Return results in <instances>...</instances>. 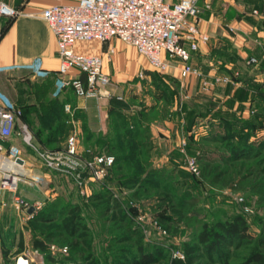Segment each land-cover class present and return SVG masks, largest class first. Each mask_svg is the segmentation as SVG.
Instances as JSON below:
<instances>
[{
  "label": "rangeland",
  "instance_id": "rangeland-1",
  "mask_svg": "<svg viewBox=\"0 0 264 264\" xmlns=\"http://www.w3.org/2000/svg\"><path fill=\"white\" fill-rule=\"evenodd\" d=\"M1 1L13 7L10 0ZM258 4L248 10H208L204 18L206 23L212 18V38L222 42L221 36L225 32L229 37H225L226 40L232 41L239 35L248 44L250 49L244 60L254 57L255 64L238 63L236 58L239 61L241 58L235 48L228 51V58L231 59L234 72L242 73V76L251 79L252 84L264 87V51L257 37L260 34L257 30L264 20V3L259 0ZM110 45L114 47L115 54L107 65L112 75L108 87L109 97L79 98L68 90L60 89L59 80L56 81L52 95L66 96L70 107L64 123L68 134L56 151H61L66 139L75 134L80 157L87 159L99 154L113 156L116 152L110 146L116 143V137L122 136L124 130L141 133L147 129V143H150L147 158L144 157V151L138 149L136 138L122 136V143L118 146L129 150L124 154H129L133 160H117L114 168L109 170L107 179L98 182L84 178L79 185L69 174L46 170L31 149L23 144L18 146L28 158L30 166L40 169L49 183L43 190L45 200L41 207L31 215L28 211L23 212L20 233L0 241V264H16L20 258L26 264H78L80 255L70 248V241L57 229L61 216L59 213L71 206H77L80 210L88 228L91 253L97 264H140L135 248L117 241L122 231L119 224H113L110 220V213L107 214V200L111 202L109 206L112 210L116 202L127 216L130 223L126 220L128 223L124 225L131 226L142 235L143 254L152 256L153 260L141 264H170L174 258L184 260L183 245L197 243L196 237L203 225L214 227L217 222L230 221L235 215L243 217L247 232L254 241L264 239V195L263 188L259 187L264 180V173H261V167L256 166L264 158V107L258 108V105L264 106V98L256 97L252 90L246 95L237 90L225 101L231 105L244 101L247 111L245 118L259 115L255 128H245L252 135L249 142L255 146L257 155L243 153L239 156L241 159L231 162L232 155L225 149V144L208 131L211 127L208 119L194 117L196 112L212 113L221 105L220 99L213 100L218 86L210 92H204L197 86L196 90L188 94L190 79L180 80L170 73L171 68L166 73L150 72L152 69L147 60L133 47L117 39L102 44L94 42L86 47L92 52H104ZM259 46L261 51L256 49ZM220 56H214L217 65L218 61H225ZM41 76L35 73L34 77ZM0 91L14 100L13 91L4 90L2 86ZM237 108L245 110L244 106ZM166 120L176 122L180 143L176 152L173 150L167 154L170 158L167 163L165 161L166 165H162V162L156 163L152 157L151 126ZM123 125L124 129H119ZM200 128L203 141L195 148H189L188 136L194 131L199 132ZM234 128L236 133L243 131L241 126ZM215 130L221 132L223 129L216 127ZM174 136L171 138L174 139ZM97 140L106 141L107 144L98 145ZM34 143L41 150H49ZM200 158L208 159L214 165L225 163L227 166L223 168L228 170V183L213 185L204 178L198 163ZM188 159H194L198 174L189 171ZM151 170H157L160 177H151ZM163 191L170 193L171 206L174 207L185 196L182 221L170 210L168 200L163 198ZM51 209L58 213L53 214V219L36 220L42 211L49 212ZM161 220L170 224L169 230ZM20 234L25 248L16 255L15 246ZM35 238L45 243V250L32 247ZM253 246L254 242L228 241L220 245L217 251H205L198 245L194 264H247L248 251ZM262 254L264 256V251Z\"/></svg>",
  "mask_w": 264,
  "mask_h": 264
},
{
  "label": "built area",
  "instance_id": "built-area-1",
  "mask_svg": "<svg viewBox=\"0 0 264 264\" xmlns=\"http://www.w3.org/2000/svg\"><path fill=\"white\" fill-rule=\"evenodd\" d=\"M202 0H77L70 5H53L36 16L44 20L56 39L58 58L57 76L60 89L71 90L76 97L101 99L109 97L111 78L104 71L105 61H110L115 50L107 48L104 53L87 50L91 43H105L117 39L133 47L143 56L152 71L166 73L171 62L178 60L179 78L200 80V89L210 92L221 84H231L228 76L205 78L200 69L190 61V52L197 51L200 44H207L209 37L199 28L203 9ZM22 12L0 1V29L4 19L13 20ZM1 37V35H0ZM250 57L247 64H255ZM76 72V73H73ZM43 73V72H42ZM84 76V80H82ZM116 99H121L116 97ZM65 111L70 112L69 105ZM22 111L0 91V193H14L13 205L27 212H36L42 202H29L15 195L20 181L39 190L48 187L44 175H31V166L20 149L5 144L15 137L31 149L35 157L48 171L69 174L81 185L83 179L102 181L115 162L112 155L99 154L91 158L80 157L76 135L66 139L61 151L39 149L27 124L21 119ZM187 168L198 174L194 159H188ZM31 215V214H29ZM16 264H20L17 260Z\"/></svg>",
  "mask_w": 264,
  "mask_h": 264
},
{
  "label": "trees",
  "instance_id": "trees-1",
  "mask_svg": "<svg viewBox=\"0 0 264 264\" xmlns=\"http://www.w3.org/2000/svg\"><path fill=\"white\" fill-rule=\"evenodd\" d=\"M7 25L8 24H6V26H1V36L5 32ZM230 50V43L224 40L218 47L212 50L211 54L213 57L221 55L220 57L222 59H225V61L222 62L223 64L232 63L231 59L228 58V51ZM236 59L237 61H239L238 57ZM57 77L58 76L55 75V80L50 91V97L44 92L45 86L34 84L32 88L35 90L32 89L31 92L27 93V96L20 95L16 102L11 100L16 107L21 109V119L27 124L36 144H38L40 148L49 149L51 151H56V149L59 150L62 140L68 134V131L64 124L68 118V113L65 111V106L69 105L66 100L67 97L60 96L58 94L52 95L55 90ZM81 78L82 80H84V76H82ZM235 80L241 83V88L238 89L240 93L246 95V93L252 90L255 93L256 97L258 96L261 99L264 98V87L262 85L252 84L250 82L251 79L245 78V76H240ZM68 91H70L72 95H74L71 90ZM221 105L224 106L225 110L220 107ZM221 105L218 107V109L214 110L213 108L212 110H214V112L212 113L203 114L196 112L194 114V117L195 119H208L209 125L211 126L208 131L211 135H216L220 143L225 144V149L228 150L232 155L230 160L231 162H235L237 159H241V157L239 156L243 155V153L257 155L258 152L255 149V146H253V144H250L249 142V139L252 135L250 133H247V129L245 128H250V130L252 128H255L258 125L257 120H259V115L256 114L255 116H251L250 118H245L242 116V108L239 107V110H233L232 105L227 102H224V104ZM258 106L259 109H262L264 107L262 105ZM236 126H241L243 131H238L236 133L234 130V127ZM124 127V125L119 126V129L123 130ZM216 127L223 130L221 132H217L215 130ZM189 130L190 127L187 131ZM146 133H148L147 129L141 133H134L131 130H124L122 136H125L129 139L136 138L138 149L144 151V157L147 158L146 152L149 149L150 143H147V139H149V137H147L148 134ZM122 136H117L116 143L110 146L111 149L115 150V154H119L118 156H116L113 153L115 162L110 168V171L114 168L117 160H133L131 159L129 154H124L129 150L118 146L121 145L120 143H122ZM187 139L188 147L195 148L197 145H199L200 141H203L204 137H202L201 135L198 139H195L194 134H190ZM97 144L104 146L105 144H107V142L97 140ZM198 161L204 178L208 179L211 184L218 185L222 182L226 185L228 183L229 173L227 168H223V166H227L225 163H223L222 165H214L210 160L205 158H200ZM256 166L261 167L260 171L261 173H264V158L258 161L256 163ZM150 176L155 178L160 177L157 173V170H151ZM259 187L263 188L262 193L264 195V180L261 182ZM184 197H181L178 204L174 207L171 206L172 200L170 193L163 191V198L168 200V204H170V210L175 216L178 217L180 221L183 220L182 210L184 206H186ZM110 203L111 202L107 200V214L110 213V220L113 222V224H119V229L120 231H122L121 236L117 241L126 245H131L135 248L138 263H151L153 260L152 256L143 254V237L140 232H138L131 226L126 227L124 223L129 222L127 216L123 214L122 210L116 202L113 205V210L109 206ZM189 206H192V204H190ZM53 214L57 215L58 213H56L54 209H51L49 212L42 211L40 213V216L36 217V220L40 222L48 221L49 219L54 218ZM59 214L61 216L59 219V223L57 224V229H59L70 241V248L80 255L78 264H97L91 253L88 228L83 221L79 208L77 206H71L63 209ZM161 222L162 224H164L166 229H170V224H168L165 220H161ZM247 231L248 229L246 222L240 215H235L230 221L224 223L217 222L214 227L208 228L205 224L196 237V241L198 244L186 243L183 245V249L185 251V259L181 260L179 258H174L170 261V264H194L198 245H201L205 251H217L220 245H223L228 241L237 243L247 242L249 244L254 242V246L248 251L247 264H264V256L262 254V252L264 251V239L260 238L254 241ZM32 247L37 250H45L46 248L45 243L36 238L32 242ZM24 248V239L22 234H20L16 242L15 254L18 255V253H21Z\"/></svg>",
  "mask_w": 264,
  "mask_h": 264
},
{
  "label": "crops",
  "instance_id": "crops-1",
  "mask_svg": "<svg viewBox=\"0 0 264 264\" xmlns=\"http://www.w3.org/2000/svg\"><path fill=\"white\" fill-rule=\"evenodd\" d=\"M76 1L77 0L9 1L10 4L13 5V8L19 9L22 14L13 20L4 19L1 23V26L5 24L8 25L5 32L0 37V87L2 86L4 90L8 89V91H13L14 102H16L20 95L27 96V93L32 91L34 84L45 86L44 92L50 97V91L55 80V75H57L56 71L58 68L56 39L51 33L47 23L36 15L43 9L50 6L70 5ZM258 1L259 0H202L199 3V6L202 8L205 2H210L211 4L209 9H203L204 11L201 13L200 18H204L208 10H248L255 5L258 6ZM260 1L261 3H264V0ZM224 3L227 4L225 5ZM212 22V18H210L208 23H206L205 18L201 19L199 23L200 31L208 35L209 41L207 44H200L197 51L190 52L189 63L198 67L202 75L207 79H211L215 75L228 76L231 79V84L219 85L216 92L213 94V100L216 98L220 99L221 104H224L227 99L233 96L235 91L241 88V83L237 80H233V78L238 79L240 76H242V73L234 72L233 64L231 63L223 64L222 62L218 61V65L216 64V61L214 60V57L211 53L214 48L221 44V42L212 38L213 33L211 32L214 30L212 25H210L213 24ZM257 31L260 32V34L257 36L259 37L258 42L263 45L262 49L264 51V20L262 21L260 29ZM236 36L237 37H235L233 40L231 38L232 41H228L225 37H229L225 32H223L221 39H223V41H228L231 45V48H235L237 50V53L241 58L238 63H247V60H244V58L250 47L248 48V44L242 40L239 35ZM109 47L114 48L112 45L108 46V48ZM256 49L257 51L262 50L260 46ZM87 50L89 49L87 48ZM104 52L95 51V53ZM113 59L114 56L111 57L109 62H111ZM109 62L105 61L104 71L108 73L112 79V75L110 74L107 66ZM180 65L181 63L178 60L171 62L170 73L176 77H179ZM35 73L42 75L41 78L34 77ZM195 80L196 79H190L191 86L188 94L196 90L197 86L200 87V82L198 80L195 82ZM238 103L232 105L233 110H237V107L242 106H244V109L246 108L245 102L239 103L240 106ZM220 107L225 110L223 105ZM242 112V116L246 117V109H242ZM200 131L201 128L199 129V132L194 131L195 139H198L201 136ZM151 132L152 157L156 159V163L160 161L163 165L165 161L167 163L170 158L167 154H170L169 152L173 150L176 152L180 143L177 124L174 121L171 122L167 120L159 125L152 124ZM173 134H175V136ZM171 136H174V139L171 138ZM10 144L18 147L21 146L22 143L19 139L12 137L10 141L5 144V147L7 148ZM26 159L27 164L30 166L28 158ZM30 174L45 175L40 169L38 170L36 167L31 168ZM15 195L20 196L29 202L35 200L42 202L45 200V193L42 190L32 187L26 180L20 181L18 183ZM13 197L14 193L8 191H2L0 193V241L4 239H11L16 233H20V223L21 220H23V211L14 207Z\"/></svg>",
  "mask_w": 264,
  "mask_h": 264
},
{
  "label": "water",
  "instance_id": "water-1",
  "mask_svg": "<svg viewBox=\"0 0 264 264\" xmlns=\"http://www.w3.org/2000/svg\"><path fill=\"white\" fill-rule=\"evenodd\" d=\"M28 213H30V214L33 213V208H29ZM19 263L20 264H26V261L21 262L20 259H19Z\"/></svg>",
  "mask_w": 264,
  "mask_h": 264
},
{
  "label": "bare ground",
  "instance_id": "bare-ground-1",
  "mask_svg": "<svg viewBox=\"0 0 264 264\" xmlns=\"http://www.w3.org/2000/svg\"><path fill=\"white\" fill-rule=\"evenodd\" d=\"M20 261H21V262H24V259H23V258H20Z\"/></svg>",
  "mask_w": 264,
  "mask_h": 264
}]
</instances>
